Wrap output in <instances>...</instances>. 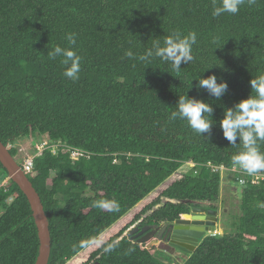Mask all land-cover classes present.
Returning a JSON list of instances; mask_svg holds the SVG:
<instances>
[{
  "label": "trees",
  "instance_id": "16d2710c",
  "mask_svg": "<svg viewBox=\"0 0 264 264\" xmlns=\"http://www.w3.org/2000/svg\"><path fill=\"white\" fill-rule=\"evenodd\" d=\"M212 11L213 0H0L1 144L12 158L25 137L89 154L45 151L26 175L48 220V264H175L128 232L185 219L193 207L220 210L222 193H235L228 175L206 165L231 168L242 150L219 121L225 107L255 95L249 81L264 74V0H245L234 15ZM176 32L197 36L179 72L158 57L125 55L144 54L154 39L163 46ZM56 45L81 57L77 78L64 76L62 57H48ZM210 75L228 84L221 100L196 88ZM186 94L213 107L210 133L171 118ZM7 178L0 164V183ZM239 189L230 228L204 238L181 264H264V183ZM99 199L119 210L95 207ZM38 248L27 199L8 181L0 187V264H35Z\"/></svg>",
  "mask_w": 264,
  "mask_h": 264
},
{
  "label": "clouds",
  "instance_id": "9594fccd",
  "mask_svg": "<svg viewBox=\"0 0 264 264\" xmlns=\"http://www.w3.org/2000/svg\"><path fill=\"white\" fill-rule=\"evenodd\" d=\"M254 2L255 0H248L249 4ZM244 3L245 0H219L217 5V0H213L212 15L218 17L224 13L237 14ZM65 39L69 45L76 44L75 33H67ZM196 40L195 32L184 36L176 32L164 38L163 46L154 39L152 47L144 54L134 57L133 52L128 50L125 55L141 62H151L152 58L158 57L170 62L171 67L179 72L182 63L188 64L193 60L192 45L196 43ZM47 55L50 59L62 57V64L65 66L64 76L71 79L77 78L81 57L71 47L62 48L56 45ZM217 79L215 75L207 78L199 77L196 88L197 90L205 89L211 97L221 100L228 91V84L223 79L218 83ZM249 83L255 95L239 101L233 107H225L219 126L223 137L231 146L236 145L237 141L242 145V150L231 158L232 166L239 167L251 175L264 170V152H261L259 147L260 142H264V74L252 78ZM175 107L176 111L172 112L171 118L185 120L188 126L201 136L204 133H210L216 123L212 119L213 107L202 100L190 98L187 94L179 96ZM94 206L108 211L119 210V204L115 200L99 199L94 202ZM214 231H218L217 225ZM111 249L112 245L109 244L104 251L108 252Z\"/></svg>",
  "mask_w": 264,
  "mask_h": 264
},
{
  "label": "water",
  "instance_id": "95a60500",
  "mask_svg": "<svg viewBox=\"0 0 264 264\" xmlns=\"http://www.w3.org/2000/svg\"><path fill=\"white\" fill-rule=\"evenodd\" d=\"M0 164L5 169L8 179L15 184L20 192L26 197L32 212V218L37 229L39 248L35 264H48L50 254V235L48 229V220L44 213L38 194L32 187L27 176L15 163L12 156L5 146L0 142ZM217 212L203 208L193 207L190 215L185 217L187 220H176L171 224H166L162 228V233L168 228L172 238L183 241L181 246L175 247L179 252L184 253L183 260L191 255L199 246V241L208 232H213L217 224ZM149 228H142L138 235L149 231ZM135 228L128 232L127 236L132 240L138 232ZM136 235V236H138ZM148 238L140 239L137 243L144 244Z\"/></svg>",
  "mask_w": 264,
  "mask_h": 264
},
{
  "label": "built area",
  "instance_id": "2783aa9c",
  "mask_svg": "<svg viewBox=\"0 0 264 264\" xmlns=\"http://www.w3.org/2000/svg\"><path fill=\"white\" fill-rule=\"evenodd\" d=\"M31 149L32 152H22L24 153V158L19 167L25 175L32 174L35 158L39 157L45 151H50L51 154L55 155L59 152V150H61L67 153L71 160H79L83 157L85 158L89 156V154L81 151L80 149L67 148V146H65L60 141L53 143L46 138H42L41 140L32 143ZM206 167H208L212 173H219L222 180L224 179L225 175H228L231 178L233 185L237 186L238 188H243L246 186L258 187L264 183V173L262 172L249 175L238 167L226 168L224 166H213L209 163L206 165ZM8 181V178L2 181L0 183V187L7 185ZM219 235H221V232L219 231L208 233L209 237H216Z\"/></svg>",
  "mask_w": 264,
  "mask_h": 264
},
{
  "label": "flooded vegetation",
  "instance_id": "af4514ba",
  "mask_svg": "<svg viewBox=\"0 0 264 264\" xmlns=\"http://www.w3.org/2000/svg\"><path fill=\"white\" fill-rule=\"evenodd\" d=\"M219 211L220 210L216 211L218 214L217 224L219 221V217L221 216ZM181 220H187V219H181ZM166 224L169 225L171 223H164L162 225H155V224L144 225V226L137 225L136 227L138 228L139 231L135 234L132 240L137 243L138 241H140V239L148 238L146 244H148V246H152L157 254H159L161 257L167 258L175 262V264H181L183 261H185L183 260L185 254L179 252L175 247L181 246V243H183V241H180V239L172 238L173 236L170 234V230H168V228L165 230V232L162 233V228ZM142 228H149L150 230L144 232L142 235H138V233L142 230ZM206 237H207V233L199 241V244Z\"/></svg>",
  "mask_w": 264,
  "mask_h": 264
},
{
  "label": "rangeland",
  "instance_id": "374dc122",
  "mask_svg": "<svg viewBox=\"0 0 264 264\" xmlns=\"http://www.w3.org/2000/svg\"><path fill=\"white\" fill-rule=\"evenodd\" d=\"M33 142V138L31 137H25L22 138L18 141H16L15 146L18 151L16 152V155L13 157V160L15 163L20 166L23 158H24V153L22 152H29L31 145ZM232 188H235V193L232 189L228 191H224L221 195V203L224 204V210H222L223 206H221L219 213L221 216L219 217V221L217 224V229L219 232H221V235L223 234V230L229 229L230 224H232L236 218L237 214V207L239 203V198L238 194H240V189L237 186H232ZM224 211V212H223ZM208 236V234H207Z\"/></svg>",
  "mask_w": 264,
  "mask_h": 264
}]
</instances>
